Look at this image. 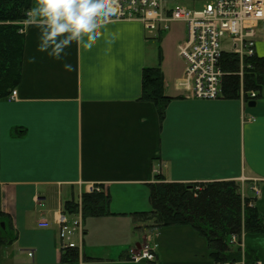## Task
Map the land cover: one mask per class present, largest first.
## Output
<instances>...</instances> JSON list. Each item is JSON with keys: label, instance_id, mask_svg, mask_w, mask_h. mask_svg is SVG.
<instances>
[{"label": "crops", "instance_id": "1", "mask_svg": "<svg viewBox=\"0 0 264 264\" xmlns=\"http://www.w3.org/2000/svg\"><path fill=\"white\" fill-rule=\"evenodd\" d=\"M176 25L168 32L181 28L178 51L188 31ZM260 30L264 38V22L255 38L264 57ZM24 33L17 100H0V264H62L59 217L93 186L110 197V215L84 219L77 264H216L192 226L138 222L135 215L152 209L149 185L157 176L236 181L245 198L258 186L264 217V103L195 99L181 84L185 61L178 54V64H166L165 32L149 33L138 20L108 23L91 48L73 44L70 71L37 51V29L25 25ZM158 66L173 98L163 118L142 100L143 69ZM147 242L156 261L131 262L128 251ZM241 243L264 261V234H244Z\"/></svg>", "mask_w": 264, "mask_h": 264}, {"label": "trees", "instance_id": "2", "mask_svg": "<svg viewBox=\"0 0 264 264\" xmlns=\"http://www.w3.org/2000/svg\"><path fill=\"white\" fill-rule=\"evenodd\" d=\"M31 0H0V92L2 98L16 89L21 79L25 45V9ZM220 67L224 73L222 98L237 100L243 91L247 101L250 92L261 98L264 57L245 58L243 70L240 59L233 54L222 56ZM173 98L164 93L161 67H146L142 72V100L155 104L161 118ZM149 185L151 211L135 215L153 217L151 226L164 228L190 225L207 239L210 256L217 264L241 260L238 248L230 244L232 236L264 234V217L252 198L244 199L242 185L236 181L208 183H167L160 176ZM75 203H66V211L73 213ZM110 197L94 191L82 195L84 219L109 216ZM79 254L67 250L62 264H77ZM257 256L247 252L246 264H255Z\"/></svg>", "mask_w": 264, "mask_h": 264}, {"label": "built area", "instance_id": "3", "mask_svg": "<svg viewBox=\"0 0 264 264\" xmlns=\"http://www.w3.org/2000/svg\"><path fill=\"white\" fill-rule=\"evenodd\" d=\"M174 1H187L199 7L166 6ZM119 5L120 14L111 22L138 20L145 24L149 32L167 31L174 23L187 25V39L179 48V54L187 64L181 84L199 100L221 98L224 76L220 67L222 56L227 53L236 55L243 70L244 59L255 55L256 26L264 21V0H119ZM17 95V91H13L9 99L16 100ZM251 97L254 98L255 94L252 93ZM254 192L256 196L260 194L258 188ZM59 225L62 248L81 251V202L76 214L61 215ZM40 227L48 228L49 224L44 222ZM231 242L235 243L236 238L233 237ZM130 259L136 263L154 261V249L146 245L140 251L131 250ZM241 264H245L244 260Z\"/></svg>", "mask_w": 264, "mask_h": 264}, {"label": "clouds", "instance_id": "4", "mask_svg": "<svg viewBox=\"0 0 264 264\" xmlns=\"http://www.w3.org/2000/svg\"><path fill=\"white\" fill-rule=\"evenodd\" d=\"M31 3L25 9L24 24L38 30L37 51L62 61L69 71L73 65L66 57L73 44L93 47L105 26L121 11L119 0H31ZM35 59L30 56L29 63Z\"/></svg>", "mask_w": 264, "mask_h": 264}, {"label": "rangeland", "instance_id": "5", "mask_svg": "<svg viewBox=\"0 0 264 264\" xmlns=\"http://www.w3.org/2000/svg\"><path fill=\"white\" fill-rule=\"evenodd\" d=\"M166 6L168 8L185 7L187 9H193L194 7L195 8L199 7V5H193V4H191L190 2H187V1H174V2H170ZM179 26H180V24L176 25V27H179ZM179 30L181 31V28H178V31ZM178 31L177 32H172V34H175V35H172V37H169V32H165V35L163 36V39H162L163 43L161 44V46H163V49L167 51L166 64H169V65L170 64H173V65L174 64H178V61H177L178 51L175 48V45H176L177 40L179 38V32ZM261 34H263V33L260 30V32H259V34L257 36V39L261 40V42L263 43L262 44L263 48H264V38L259 36ZM180 59L182 61L181 57L179 58V61H180ZM181 61H180V63H181ZM260 95H261V98L258 99L257 102L258 103H264V77H263L262 92L260 93ZM72 203H76V202H72ZM90 218L91 217L86 218V219H90ZM152 219H154V218L153 217H143V218L141 217V218L138 219V222H148V223L150 222V223H152V221H153Z\"/></svg>", "mask_w": 264, "mask_h": 264}, {"label": "water", "instance_id": "6", "mask_svg": "<svg viewBox=\"0 0 264 264\" xmlns=\"http://www.w3.org/2000/svg\"><path fill=\"white\" fill-rule=\"evenodd\" d=\"M248 106L251 107V108H253V107L256 106V102L255 101L254 102H250Z\"/></svg>", "mask_w": 264, "mask_h": 264}]
</instances>
